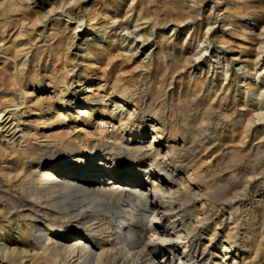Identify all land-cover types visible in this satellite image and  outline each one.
<instances>
[{
    "label": "bare ground",
    "instance_id": "6f19581e",
    "mask_svg": "<svg viewBox=\"0 0 264 264\" xmlns=\"http://www.w3.org/2000/svg\"><path fill=\"white\" fill-rule=\"evenodd\" d=\"M81 1L0 0V45L16 29L9 48L0 47L2 261L246 264L251 254L231 251L233 229L204 225L218 213L213 203L221 196L237 199L239 187L264 176V85L257 82L264 74L259 47L264 0H218L223 26L235 30L214 34V23L206 30L198 23L188 39L179 35L181 25L197 20L205 0H100L86 27L74 11ZM249 6L253 12L245 11ZM119 18L121 26L136 23L142 42L153 38L156 47L147 60L132 50L127 54L122 47L127 38L106 32ZM103 30L101 45L92 33ZM212 37L220 50L209 55L234 56H223L221 63L201 61L200 72H194L193 63L210 52L196 42ZM114 38L118 47L109 48ZM76 46L85 50L80 58L88 68L79 75L81 85L70 89L75 67L68 55ZM48 59L59 64H45L42 74ZM235 61L245 70L228 76ZM232 88L229 113L223 106ZM244 91L252 95L238 98ZM221 123L210 139L208 131ZM13 187L30 200L15 198ZM17 208L23 211L14 212ZM13 214L17 238L1 223ZM258 236L255 255L264 233ZM212 246L222 255L211 261Z\"/></svg>",
    "mask_w": 264,
    "mask_h": 264
},
{
    "label": "rangeland",
    "instance_id": "374dc122",
    "mask_svg": "<svg viewBox=\"0 0 264 264\" xmlns=\"http://www.w3.org/2000/svg\"><path fill=\"white\" fill-rule=\"evenodd\" d=\"M42 1V0H41ZM45 1H50V0H43V2L44 3H47V2H45ZM51 1H53V0H51ZM98 1H100V0H82L77 6H75V13H77V15L80 17V18H83L84 19V26L86 27V26H88L89 25V22H90V19H91V9H93L94 8V4L97 2L98 3ZM105 0H101L100 2H104ZM242 3H243V1L244 0H240ZM95 2V3H94ZM30 2H28V3H26V4H29ZM93 3V4H92ZM31 4V3H30ZM219 2H218V0H205V2L203 3V7H202V11H201V15L197 18V20L196 21H190V20H186L182 25H181V29H183V31L182 32H180L179 33V35H182L184 38H189L190 37V33L194 30L193 28H195V26L199 23V24H201L203 27H205L206 25V27L204 28V30H206V28H208V25H210V24H212V23H214L215 25H214V29H213V31H214V34L216 33V31H217V33L218 34H221V33H224L223 31H225V32H233L234 30H235V27L233 26V25H226V26H223V24H224V22H225V20H223V16L221 17V16H219L218 15V10L221 8V6L219 7ZM243 5V4H242ZM32 6L34 7V5L32 4ZM77 7V8H76ZM218 9V10H217ZM89 10V11H88ZM204 10V11H203ZM207 10L208 11H211V12H207ZM213 11H215V12H213ZM245 11H249V12H253L254 10H253V8L252 7H250L249 6V8L248 9H246ZM90 13V14H89ZM208 13V14H207ZM210 13V14H209ZM207 15V16H206ZM110 16H112V17H115L116 16V13H111L110 14ZM205 16H206V18H205ZM210 16V17H209ZM62 17V21L64 22V23H73V21H70V22H68V17H67V15H62L61 16ZM209 17V18H208ZM6 18H8L7 16H6ZM211 19V20H210ZM246 19V17L243 19V20H245ZM116 20V19H115ZM120 18H119V20H116V21H114V23L115 24H113V26L112 27H109V28H106L107 30H106V32H108L109 33V35H118V36H124V39H126L125 40V42L123 43V44H125V45H123L122 47L124 48V50L125 51H127V54L129 55L130 53H131V50H132V52H135L136 53V55L137 56H139V58L140 59H142V60H147L149 57H150V53H151V51L156 47V45H154L155 44V42L153 41V38H149L148 39V41H146V42H142L141 41V39H140V37L138 36L139 34H138V32L136 33V31H137V29H136V27H135V25H136V23H134V22H132L131 20H130V22H129V24H128V26H125V25H119V23H120ZM209 21V22H208ZM196 22V23H195ZM206 23V24H205ZM205 24V25H204ZM115 25V26H114ZM70 26H71V24H70ZM144 26H146V24H144ZM38 29L40 28L39 26H36ZM125 27V28H124ZM223 27V28H222ZM115 30H114V29ZM127 28V30H125ZM130 28H132V29H130ZM110 29V30H109ZM112 29L114 30V31H112ZM188 29V30H187ZM234 29V30H233ZM16 29H14L13 31H12V33H9V36H8V38H7V40H6V42H4V43H1L2 45H0V47H3V48H7L8 46H10V43H9V38L10 37H12V34L14 33V31H15ZM117 30V31H116ZM168 30V31H167ZM166 31L169 33H171V31L169 30V29H167ZM129 31H131V32H129ZM189 31V32H188ZM191 31V32H190ZM112 32V33H111ZM115 32V33H114ZM53 32L52 31H48V34H47V36H48V39H50V38H52L53 37V34H52ZM84 33H85V31L83 32H78L77 34L81 37V36H83L84 35ZM102 33H104V30L103 31H94L93 33H92V36H95V38L97 39V41L98 42H100V44L101 45H103V44H105L106 42V36H104V35H102ZM152 34L151 35H154L156 32L155 31H153V32H151ZM186 33V34H185ZM138 34V35H137ZM92 36H86V38L87 37H92ZM103 36V37H102ZM134 36H135V38H134ZM58 37V36H57ZM56 37V38H57ZM104 38V39H103ZM118 38V37H117ZM117 38H114V42H113V44H110V46H109V48H112V47H116L117 46ZM138 38V39H137ZM261 38H263L262 40H261ZM260 39H259V47H260V52H262L261 53V56H260V58H261V62H260V64L261 63H263V65H264V35L261 37ZM116 39V40H115ZM24 40H26L27 41V38L26 37H24ZM39 40V39H38ZM55 40V39H54ZM54 40H52V42L51 43H53L54 42ZM25 41V42H26ZM133 41V42H132ZM214 42H215V44H214ZM37 43V40L35 41V44ZM39 43H43L44 44V42H39ZM39 43L37 44V45H39ZM142 43V44H141ZM5 44H8L7 45V47L5 46ZM196 44L197 45H199V48H202V47H204V46H207V47H209V50H210V52H207V53H205V56L203 57V58H205V59H200V60H197V61H195L194 63H193V65H195V69H194V72H200V70H199V65H197V64H199V62H201L202 64H203V62H207V61H210V60H212L213 62H225L224 61V59L222 58L223 56H226L227 57V59L228 60H230L231 59V57L232 56H234V55H232L231 53L229 54L227 51H225V52H222V54L220 55V56H217V57H212L211 55H209L210 53H213V52H217L218 50H220V48L218 47V45L216 44V41L214 40V38L212 37V38H210V39H208V40H205V41H197L196 42ZM42 45V44H41ZM5 46V47H4ZM108 47V46H107ZM118 47V46H117ZM9 48V47H8ZM78 47L76 46V47H72L71 48V50L69 51V59H70V64H71V67L73 68V67H75V69H74V73L72 74V76L70 77V83H71V85H73V86H71L70 85V89H75V88H78L80 85H81V83L83 82V77H81V76H79L80 75V73H81V71L83 70V69H87L88 67L86 66H84L85 65V63H81V60H82V58H80V57H82V55H83V52L85 51L84 49H82L81 51H79L78 49H77ZM108 48V49H109ZM123 48H121V52L122 53H124V54H126V52L123 50ZM151 49V50H150ZM76 50V51H75ZM72 51V52H71ZM82 53V54H81ZM235 53V52H234ZM9 56V55H8ZM22 56V55H21ZM20 56V57H21ZM19 57V58H20ZM73 57V58H72ZM19 58H18V60H19ZM146 58V59H145ZM74 61H73V60ZM263 59V60H262ZM22 60H25V58H23ZM49 60V62L47 63V61L45 62H43L42 63V66H41V73L42 74H44V72H45V70L47 69L46 67H47V65L49 66V67H51L52 68V66H56L57 64H59V63H55V64H53V60L52 59H48ZM26 61V63H28V61L27 60H25ZM51 61V62H50ZM236 62V63H235ZM235 62H233V63H231V65H230V67H229V70H230V73L228 74V76H230L231 74H232V72H235V70L237 71L239 68H241V69H243V70H245V64L243 63V62H240V61H235ZM50 63H51V65L52 66H50ZM9 64V63H8ZM5 65V66H7V67H5V68H8V69H10V68H12V66H10V65ZM46 64V65H45ZM46 67H45V66ZM98 66L99 65H97V66H95L94 68H95V71H98V70H96V69H98ZM232 66V67H231ZM89 67H92V66H89ZM91 69V68H90ZM12 70V69H11ZM10 70V71H11ZM75 75V76H74ZM72 77H74V78H72ZM252 77H253V75H252ZM80 79V80H79ZM231 79V77H229L227 80H226V83H228L229 82V80ZM250 81H253V78L250 80ZM258 81H260V83H261V86L262 85H264V74L260 77V79L259 80H257V82ZM74 83V84H73ZM262 88L264 89V86H262ZM262 89V90H263ZM233 92H234V90H233V88H232V91H230V95H229V98H230V100L228 101V103H226L224 106H223V109L224 110H228L229 111V113H230V111H231V109H232V107H233V105L231 104L232 103V95H233ZM247 94H249V95H252V92H249V93H246L245 91L244 92H242V93H240L239 94V96H238V98L239 97H244L245 95H247ZM263 95H264V90H263ZM264 100H262V102H263ZM238 108L240 109L241 107L240 106H238ZM119 110V109H118ZM117 110V111H118ZM120 111V110H119ZM124 111V113H126L125 112V109H123L122 110V112ZM223 118H224V120H223ZM221 122H225L226 123V120H225V117H221ZM222 125H223V123H221V124H219L218 125V129L217 130H210V131H208V135L210 136L209 138L210 139H212L213 137H214V133L213 132H215V131H218L219 132V130H222V129H219V128H221L222 127ZM103 128L104 129H107L108 131L109 130H111L112 129V126H111V124L110 125H106V124H103ZM210 132V133H209ZM218 132H216V133H218ZM211 134V135H210ZM123 166V168H125V164H123L122 165ZM259 178V179H258ZM263 178V179H262ZM261 180V181H260ZM264 176L263 177H261V176H258V177H256V178H254V179H252V180H249V184L248 183H245L244 184V186H248V187H245V189H242V187L240 188L239 187V189H241V190H239V192H242L243 193V195H242V193H239L238 194V197H237V199L236 198H234V199H227L226 197H220L219 199H221L220 201H215L213 204L214 205H216L217 206V208H218V213L216 214V215H214V217H212L211 218V220L207 223V224H205L204 226L205 227H210V228H213V227H218V226H220L221 227V230H227V229H229V228H231V229H233V230H231L232 231V234H233V236L234 237H232V239H231V241H233V248H232V252L233 253H235L236 252V250H238V252L239 253H241L242 252V254L245 256V255H250L251 254V256H249V258L247 259V262H246V264H264V238H263V246H262V249L260 250V252H259V254L258 255H255L254 253H255V247H254V245L259 241V237L260 236H258L259 234H261V233H264V216H263V214H264V210L262 211V208H261V206L263 207V209H264V198L262 199L259 195H257L256 193H260V192H262V193H264L263 191H264ZM255 181V182H254ZM259 181V182H258ZM263 181V182H262ZM252 184H251V183ZM258 184H259V186H258ZM262 188V189H261ZM263 190V191H262ZM10 191H12L13 192V196L15 197V198H17L19 201H21V200H30V196H28L27 195V193L25 192V191H21V190H19V188H17V187H13V188H10ZM256 191V192H255ZM258 191V192H257ZM257 197V198H256ZM263 200V203H261L262 202V200L261 201H259V200ZM239 200V201H238ZM258 200V202H260L259 204H258V202H255V201H257ZM211 202V201H210ZM257 203V206L255 207V204ZM212 204V205H213ZM260 204H261V206H260ZM219 205V206H218ZM253 205V206H252ZM252 207V208H251ZM254 207V208H253ZM261 209H260V208ZM222 208V209H221ZM251 208V209H250ZM255 210V211H254ZM258 210V211H257ZM260 210V211H259ZM14 212H16V213H18L19 211H23L22 210V208H17V210H13ZM250 211H252V212H250ZM222 212V213H221ZM224 212V213H223ZM261 212V213H260ZM252 213H253V215H252ZM255 213V214H254ZM242 214V215H241ZM258 214H262V216H260V215H258ZM15 215L16 214H13V215H11V216H9V217H7V218H2V221H1V223L3 224V226L5 227V230H10L11 231V233L13 232V235H14V237H19V231L17 230V229H15V227L16 226H18V224L19 223H17V222H14V220H13V218L15 217ZM222 215V216H221ZM249 215H251V216H249ZM260 217V218H259ZM216 218V219H215ZM249 218H250V220H249ZM254 219V220H253ZM219 220V221H218ZM224 220V221H223ZM261 220V221H260ZM213 221H214V223H213ZM227 221V222H226ZM247 221V222H246ZM212 222V223H211ZM222 222V223H221ZM236 222V223H235ZM246 222V223H245ZM211 223V224H210ZM224 223V224H223ZM240 223H242V224H240ZM248 223V224H247ZM220 224V225H219ZM245 225V226H244ZM249 225V226H248ZM253 225V226H252ZM252 227V228H251ZM10 228V229H9ZM237 230H236V229ZM241 228H243V229H241ZM245 229V230H244ZM252 229H254V231L252 230ZM256 229V230H255ZM220 230V229H219ZM236 231H238V232H236ZM246 233H245V232ZM251 231V232H250ZM259 232V234H258V232ZM3 232V231H2ZM1 232V233H2ZM248 232V233H247ZM37 233V232H36ZM243 233V234H242ZM249 233H251V234H249ZM255 235H254V234ZM258 236V238H256V237ZM253 238V239H252ZM257 240H256V239ZM255 239V240H254ZM238 241V242H237ZM248 243V244H247ZM235 244V245H234ZM239 244V245H238ZM216 245H218V244H216ZM246 245V246H245ZM248 245H249V247H248ZM236 246V247H235ZM250 246H251V248H250ZM243 249H242V248ZM210 248H212V252H213V256H211V261L213 260V259H215L217 256H220V255H222V252L219 250V249H217V246L215 247V246H212V247H210ZM248 248H250V249H248ZM254 248V249H253ZM233 253L231 254H229V256H233ZM216 255V256H215ZM217 259V258H216ZM229 259V258H228ZM259 259V260H258ZM23 261H25V259H23ZM0 264H6L4 261H2V256H0Z\"/></svg>",
    "mask_w": 264,
    "mask_h": 264
}]
</instances>
